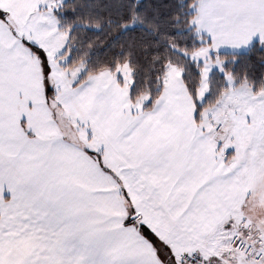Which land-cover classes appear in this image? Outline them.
I'll use <instances>...</instances> for the list:
<instances>
[{
  "label": "snow or ice",
  "instance_id": "6c2138e0",
  "mask_svg": "<svg viewBox=\"0 0 264 264\" xmlns=\"http://www.w3.org/2000/svg\"><path fill=\"white\" fill-rule=\"evenodd\" d=\"M0 264H264V0H0Z\"/></svg>",
  "mask_w": 264,
  "mask_h": 264
}]
</instances>
